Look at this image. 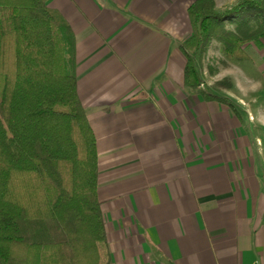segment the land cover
<instances>
[{
  "label": "crops",
  "instance_id": "obj_1",
  "mask_svg": "<svg viewBox=\"0 0 264 264\" xmlns=\"http://www.w3.org/2000/svg\"><path fill=\"white\" fill-rule=\"evenodd\" d=\"M194 1L48 2L76 37L111 264H264V113L185 85Z\"/></svg>",
  "mask_w": 264,
  "mask_h": 264
},
{
  "label": "trees",
  "instance_id": "obj_2",
  "mask_svg": "<svg viewBox=\"0 0 264 264\" xmlns=\"http://www.w3.org/2000/svg\"><path fill=\"white\" fill-rule=\"evenodd\" d=\"M49 0H0V264H111L97 138L78 90L76 37ZM185 85L212 41L231 58L264 44V0L188 8ZM232 26L231 28L229 26ZM207 100L227 98L203 91Z\"/></svg>",
  "mask_w": 264,
  "mask_h": 264
},
{
  "label": "rangeland",
  "instance_id": "obj_3",
  "mask_svg": "<svg viewBox=\"0 0 264 264\" xmlns=\"http://www.w3.org/2000/svg\"><path fill=\"white\" fill-rule=\"evenodd\" d=\"M236 2L237 0H216L220 10L228 9ZM247 52L248 58L237 60L228 56L218 41H212L203 57L200 60L197 58L203 83L199 87L191 88L196 93L201 92L202 95L205 91L229 99L236 106L238 112L244 108L254 109L256 114L249 117L257 120L261 119L264 113V44L257 46L250 43L247 46ZM220 104L238 114L227 104Z\"/></svg>",
  "mask_w": 264,
  "mask_h": 264
}]
</instances>
